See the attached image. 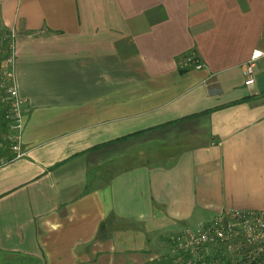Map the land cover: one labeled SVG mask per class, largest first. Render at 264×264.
I'll return each mask as SVG.
<instances>
[{
	"label": "crops",
	"instance_id": "crops-1",
	"mask_svg": "<svg viewBox=\"0 0 264 264\" xmlns=\"http://www.w3.org/2000/svg\"><path fill=\"white\" fill-rule=\"evenodd\" d=\"M0 26L25 109L0 264H147L156 236L264 211L262 0H0Z\"/></svg>",
	"mask_w": 264,
	"mask_h": 264
},
{
	"label": "built area",
	"instance_id": "built-area-1",
	"mask_svg": "<svg viewBox=\"0 0 264 264\" xmlns=\"http://www.w3.org/2000/svg\"><path fill=\"white\" fill-rule=\"evenodd\" d=\"M264 6V0H262ZM11 55L5 60L0 75V90L8 105L6 119L10 129L12 152L21 157L20 137L24 125L25 109L16 87L11 83L13 43ZM264 52L253 51L243 69L244 86L254 84L256 63ZM182 69H202L193 56L184 57ZM168 251L173 264H264V211H224L195 229H184L169 239Z\"/></svg>",
	"mask_w": 264,
	"mask_h": 264
},
{
	"label": "trees",
	"instance_id": "trees-1",
	"mask_svg": "<svg viewBox=\"0 0 264 264\" xmlns=\"http://www.w3.org/2000/svg\"><path fill=\"white\" fill-rule=\"evenodd\" d=\"M11 44L12 40L10 34L0 26V74L4 67L5 60L11 55ZM4 99V92L0 90V165L10 162L15 158V154L12 152L14 142L11 141V136H13L15 132L10 129V122L6 119L8 105ZM156 129H158V127L154 130ZM142 134H144V132L136 133L132 136H139ZM127 138L128 137L121 140H126ZM167 241L169 243V239ZM173 260L174 257L167 251L147 264H173Z\"/></svg>",
	"mask_w": 264,
	"mask_h": 264
},
{
	"label": "rangeland",
	"instance_id": "rangeland-1",
	"mask_svg": "<svg viewBox=\"0 0 264 264\" xmlns=\"http://www.w3.org/2000/svg\"><path fill=\"white\" fill-rule=\"evenodd\" d=\"M152 155H154V153L151 154V153H148L145 151L144 154L142 155L143 160L144 159H150L151 157H153ZM154 238H155V240L153 241V243H154V246L157 249V251L159 253L161 252L160 255L158 254L159 255L158 257H160L162 254H164L168 251V249H169L168 244L170 245V241L168 243V241L161 240V238H158L157 236ZM167 239H170V238H167Z\"/></svg>",
	"mask_w": 264,
	"mask_h": 264
}]
</instances>
